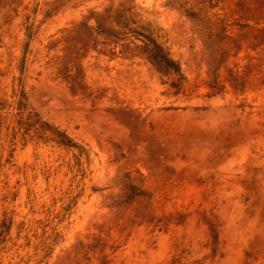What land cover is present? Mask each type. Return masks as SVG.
I'll list each match as a JSON object with an SVG mask.
<instances>
[{
	"label": "rangeland",
	"instance_id": "rangeland-1",
	"mask_svg": "<svg viewBox=\"0 0 264 264\" xmlns=\"http://www.w3.org/2000/svg\"><path fill=\"white\" fill-rule=\"evenodd\" d=\"M0 264H264V0H0Z\"/></svg>",
	"mask_w": 264,
	"mask_h": 264
}]
</instances>
